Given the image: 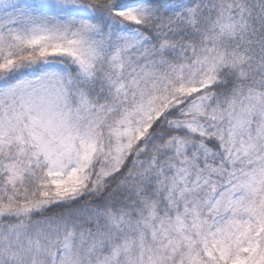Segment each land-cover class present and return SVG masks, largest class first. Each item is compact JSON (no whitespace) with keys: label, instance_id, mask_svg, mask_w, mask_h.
Wrapping results in <instances>:
<instances>
[{"label":"snow or ice","instance_id":"snow-or-ice-1","mask_svg":"<svg viewBox=\"0 0 264 264\" xmlns=\"http://www.w3.org/2000/svg\"><path fill=\"white\" fill-rule=\"evenodd\" d=\"M0 264H264V0H0Z\"/></svg>","mask_w":264,"mask_h":264}]
</instances>
